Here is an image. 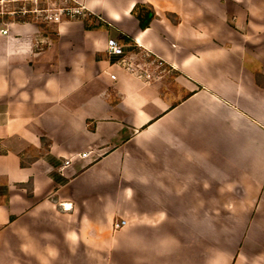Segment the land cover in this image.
<instances>
[{
    "label": "crops",
    "instance_id": "crops-1",
    "mask_svg": "<svg viewBox=\"0 0 264 264\" xmlns=\"http://www.w3.org/2000/svg\"><path fill=\"white\" fill-rule=\"evenodd\" d=\"M256 1L75 0L88 17L3 24L0 264H264Z\"/></svg>",
    "mask_w": 264,
    "mask_h": 264
},
{
    "label": "built area",
    "instance_id": "built-area-1",
    "mask_svg": "<svg viewBox=\"0 0 264 264\" xmlns=\"http://www.w3.org/2000/svg\"><path fill=\"white\" fill-rule=\"evenodd\" d=\"M11 4H15L14 8L9 7ZM6 14L15 18L33 16L50 24L60 23L63 19H84L90 15V10L84 3L75 2V0H0V16ZM3 24H0V35L7 36L9 35V28ZM107 49L109 53L114 55L123 54V47L115 38L108 40ZM125 65L126 69L132 73H138L140 70L137 65L131 62L125 63ZM139 75L148 76L147 73ZM69 162L67 161V163ZM125 223L126 221L122 219L116 222L115 227L120 228Z\"/></svg>",
    "mask_w": 264,
    "mask_h": 264
},
{
    "label": "rangeland",
    "instance_id": "rangeland-1",
    "mask_svg": "<svg viewBox=\"0 0 264 264\" xmlns=\"http://www.w3.org/2000/svg\"><path fill=\"white\" fill-rule=\"evenodd\" d=\"M196 1H199V0H196ZM202 1V0H201ZM264 0H257L256 2H258L261 7V9H264ZM249 3V1H248ZM14 5L15 4H11L9 7L10 8H14ZM155 10V9H154ZM264 13V12H263ZM258 65H261L260 63H258ZM0 185L4 186L5 185V181L4 179H1L0 180ZM232 197L228 196V194L226 193H212V199H211V209H212V214L214 216H216V218H218L219 220H221L223 223L231 226V228L234 229V227H236V225H234L235 222H232L233 220L230 219V217L232 216L231 214H227L229 212H226L228 211L229 209H234L235 208L233 207V204H232V200H231ZM226 209V210H225ZM222 210H224V212L226 213H222ZM235 212V211H234ZM237 213L238 215L241 213V210L240 209H237ZM236 216V215H235ZM232 220V221H231ZM234 225V227H233Z\"/></svg>",
    "mask_w": 264,
    "mask_h": 264
},
{
    "label": "trees",
    "instance_id": "trees-1",
    "mask_svg": "<svg viewBox=\"0 0 264 264\" xmlns=\"http://www.w3.org/2000/svg\"><path fill=\"white\" fill-rule=\"evenodd\" d=\"M132 14L139 20L142 29L148 28L156 16L153 6L145 3H137L132 10ZM12 18L9 14L2 15L0 16V24L10 22ZM27 18L29 17H23L21 20H26ZM40 23H42V26L48 24L41 19Z\"/></svg>",
    "mask_w": 264,
    "mask_h": 264
}]
</instances>
